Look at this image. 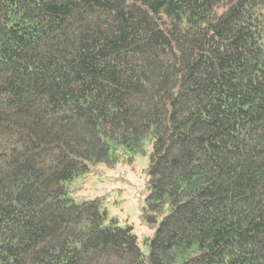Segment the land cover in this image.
Masks as SVG:
<instances>
[{
  "label": "trees",
  "instance_id": "16d2710c",
  "mask_svg": "<svg viewBox=\"0 0 264 264\" xmlns=\"http://www.w3.org/2000/svg\"><path fill=\"white\" fill-rule=\"evenodd\" d=\"M146 141L147 255L71 196ZM0 264H264V0H0Z\"/></svg>",
  "mask_w": 264,
  "mask_h": 264
},
{
  "label": "rangeland",
  "instance_id": "374dc122",
  "mask_svg": "<svg viewBox=\"0 0 264 264\" xmlns=\"http://www.w3.org/2000/svg\"><path fill=\"white\" fill-rule=\"evenodd\" d=\"M146 152L136 154L133 160H120L113 166H96L89 174L76 178L71 184V196L77 202L99 200L100 207L108 214V221L117 220V225H130L137 235L144 254H149L147 243L156 231V226L146 223L142 217L147 195V167L152 150L146 141Z\"/></svg>",
  "mask_w": 264,
  "mask_h": 264
}]
</instances>
